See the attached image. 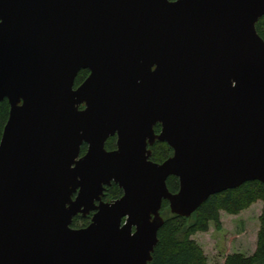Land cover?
Returning <instances> with one entry per match:
<instances>
[{
	"label": "water",
	"instance_id": "95a60500",
	"mask_svg": "<svg viewBox=\"0 0 264 264\" xmlns=\"http://www.w3.org/2000/svg\"><path fill=\"white\" fill-rule=\"evenodd\" d=\"M263 15L264 0H0V264H149L163 201L189 218L264 184Z\"/></svg>",
	"mask_w": 264,
	"mask_h": 264
},
{
	"label": "trees",
	"instance_id": "16d2710c",
	"mask_svg": "<svg viewBox=\"0 0 264 264\" xmlns=\"http://www.w3.org/2000/svg\"><path fill=\"white\" fill-rule=\"evenodd\" d=\"M257 34L264 40V15L255 24ZM87 70H81L75 80V87L84 80ZM9 114V103L7 100L0 102V139L3 128ZM158 128V127H156ZM115 137L106 141V150L114 149ZM86 146L81 148L85 153ZM172 154V150L165 142H156L152 148L150 159L161 163ZM167 188L175 193L179 189L178 179L174 176L168 177ZM122 196L121 189L114 183L106 188L104 199L116 200ZM256 202L262 203V213L259 218L260 228L257 233L256 249L250 256L241 253H233L226 256L223 264H264V184L259 181L245 182L241 186L227 190L209 197L189 217L184 218L176 215L166 217L169 209L167 201L162 202L161 216L164 224L157 233V244L151 254L152 260L149 264H208L203 250L197 245L192 237L197 233H205L211 224L215 230H221L219 219L220 212L229 215H239ZM90 216L75 217L72 220V228L86 227Z\"/></svg>",
	"mask_w": 264,
	"mask_h": 264
},
{
	"label": "rangeland",
	"instance_id": "374dc122",
	"mask_svg": "<svg viewBox=\"0 0 264 264\" xmlns=\"http://www.w3.org/2000/svg\"><path fill=\"white\" fill-rule=\"evenodd\" d=\"M88 75L89 71L86 72L83 80ZM80 107V110L84 109V105ZM105 201L110 202V200ZM167 211L169 212L166 213V217L171 214L169 209ZM261 213V202L254 203L239 215L220 212L221 230H215L210 224L207 232L197 233L192 239L203 250L208 264H223L226 256L233 253L250 256L256 249ZM89 218L91 219V216Z\"/></svg>",
	"mask_w": 264,
	"mask_h": 264
},
{
	"label": "flooded vegetation",
	"instance_id": "af4514ba",
	"mask_svg": "<svg viewBox=\"0 0 264 264\" xmlns=\"http://www.w3.org/2000/svg\"><path fill=\"white\" fill-rule=\"evenodd\" d=\"M171 1H174V0H171ZM88 71V70H87ZM78 87V86H77ZM4 100H6V99H4ZM2 102V101H1ZM8 102V101H7ZM82 106V105H81ZM81 107L79 106V109H80ZM9 115V114H8ZM8 119V118H7ZM156 127H158V128H156ZM153 129H154V134L155 135H159L160 134V132H161V125L160 124H156L154 127H153ZM115 137V143H114V149L116 148V136H114ZM110 138H112V137H110ZM156 142H161V141H158L157 139L154 141V143L152 144V145H148V149L151 151V155H152V148H153V146H154V144L156 143ZM166 143V142H165ZM106 144V143H105ZM167 144V143H166ZM168 145V144H167ZM86 145L85 144H83L82 145V147L81 148H83V147H85ZM169 146V145H168ZM170 148V147H169ZM106 149V148H105ZM114 149H112V150H114ZM171 150H172V148H170ZM86 151V150H85ZM107 151H111V150H107ZM84 154V153H83ZM82 154V155H83ZM173 155V150H172V154L170 155V156H172ZM169 156V157H170ZM168 157V158H169ZM151 160V159H150ZM152 161V160H151ZM154 162V161H153ZM107 188V187H106ZM106 191V190H105ZM176 193V192H175ZM104 194H105V192H104ZM102 200L103 201H105V199H104V195H103V197H102ZM113 201V200H112ZM105 202H107V201H105ZM111 202V201H110ZM92 215H93V213H90L88 216H91V218H92ZM77 217V216H76ZM78 217H82L81 215H78ZM90 221H91V219H90ZM90 221H89V223H90ZM81 228H83V227H81ZM75 229H77V228H75Z\"/></svg>",
	"mask_w": 264,
	"mask_h": 264
},
{
	"label": "bare ground",
	"instance_id": "6f19581e",
	"mask_svg": "<svg viewBox=\"0 0 264 264\" xmlns=\"http://www.w3.org/2000/svg\"><path fill=\"white\" fill-rule=\"evenodd\" d=\"M240 186H241V185H240ZM203 203H204V202H203ZM203 203H202V204H203ZM202 204H201V205H202ZM201 205H200V206H201ZM198 208H199V207H198Z\"/></svg>",
	"mask_w": 264,
	"mask_h": 264
}]
</instances>
